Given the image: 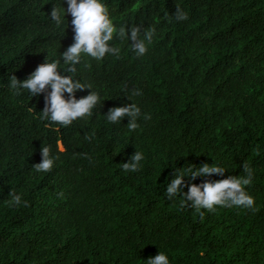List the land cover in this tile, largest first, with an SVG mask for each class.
<instances>
[{
  "label": "trees",
  "instance_id": "1",
  "mask_svg": "<svg viewBox=\"0 0 264 264\" xmlns=\"http://www.w3.org/2000/svg\"><path fill=\"white\" fill-rule=\"evenodd\" d=\"M103 2L118 26L156 35L142 57L115 40L119 56L85 58L77 78L102 103L61 127L39 119L43 94L15 95L8 79L59 57L74 42L72 17L64 33L49 17L61 0H0V264H147L159 250L170 264H264V0ZM177 8L187 20L175 19ZM132 102L151 115L135 132L127 117L106 121L110 108ZM43 145L59 158L37 173ZM136 149L142 169L123 171ZM214 162L223 176L185 183L243 177L246 164L253 208L201 215L167 198L175 169ZM11 191L28 207L11 205Z\"/></svg>",
  "mask_w": 264,
  "mask_h": 264
},
{
  "label": "clouds",
  "instance_id": "2",
  "mask_svg": "<svg viewBox=\"0 0 264 264\" xmlns=\"http://www.w3.org/2000/svg\"><path fill=\"white\" fill-rule=\"evenodd\" d=\"M67 4V7H64ZM70 15L71 27L74 33L73 43L65 51L60 52L59 57L48 59L23 80L15 75H10L8 87L15 95H21L26 91L31 98L44 95L45 107L39 112V119L48 124H56L68 127L75 121L91 117L97 105L101 104L99 93L93 91L91 83H85L77 78V66L90 57L96 61L103 60L106 55H120V48L109 42L120 40L129 43L133 53L137 57L144 56L148 51V45L156 35L154 27L143 30L140 26L127 27L117 25L111 18L110 11L103 0H61L60 6L54 5L50 18L58 29L65 33L69 27L67 16ZM177 21L187 20L188 16L182 9L175 12ZM66 22V23H65ZM48 56V53H47ZM62 61V62H61ZM63 65V67H62ZM62 70V71H61ZM66 73V74H63ZM90 89V93L77 99L76 93ZM67 94V97L66 95ZM132 96L143 95L139 89H134ZM129 100L132 99L128 96ZM31 111V107H29ZM109 124H122L127 117L128 130L135 132L140 127V120L148 121L151 115L143 113L134 102L124 106L110 108L103 115ZM94 133L85 137L91 141ZM42 161L33 165L37 173L51 172L59 158L52 154L50 147L42 146ZM145 157L142 151L136 149L129 161L121 164L125 172H139ZM227 169L216 162L204 164L199 168L189 165L174 170V178L167 183L166 194L168 199L182 197L181 206H190L203 215L201 210L215 211L220 207H237L251 209L255 204L254 198L246 191V186L252 182L253 171L246 164L243 165L245 176H229L215 182L205 181L201 184L185 183V177L195 181L197 177H206L213 174L223 176ZM187 187V191L184 188ZM10 204L14 206L28 207V202L22 199L20 194L10 192ZM147 264H170L167 254L161 252L154 257H149Z\"/></svg>",
  "mask_w": 264,
  "mask_h": 264
}]
</instances>
